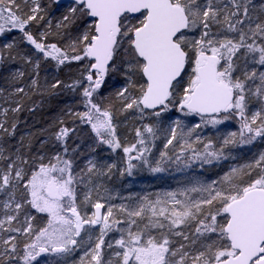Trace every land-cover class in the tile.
<instances>
[{
    "label": "snow or ice",
    "instance_id": "obj_1",
    "mask_svg": "<svg viewBox=\"0 0 264 264\" xmlns=\"http://www.w3.org/2000/svg\"><path fill=\"white\" fill-rule=\"evenodd\" d=\"M44 12L38 0H0V36L19 32L35 51L13 55L12 43L4 50L12 60L34 64V88L41 59L57 70L76 64V79H54L50 87L79 92L83 110L68 115L90 129L95 145L122 148L129 176L132 161L152 173L164 172L166 160L182 171L197 161L203 167L227 160L229 145L264 137V0H74L55 31L49 20L37 39L31 25L39 26ZM24 75L16 71L13 79ZM116 76L122 83L105 96L101 90ZM173 110L198 118L190 127L177 118L163 130L170 133L165 149L179 145L174 160L161 151L152 166L146 153L157 128L151 123L136 128V143L122 146L117 111L144 120ZM226 121L236 122L239 132H228L219 147L197 131ZM60 124L53 135L63 154L32 153L31 140L23 138L15 148L0 145V233L6 234L0 264H68L77 252L73 264H264V153L219 180L193 176L154 199L112 205L101 188L115 165L88 159L77 171L76 150L69 156L67 147L75 129ZM15 129L0 123L9 137Z\"/></svg>",
    "mask_w": 264,
    "mask_h": 264
},
{
    "label": "trees",
    "instance_id": "obj_2",
    "mask_svg": "<svg viewBox=\"0 0 264 264\" xmlns=\"http://www.w3.org/2000/svg\"><path fill=\"white\" fill-rule=\"evenodd\" d=\"M254 2L256 4H260L262 0H254ZM45 5L46 6L44 7L48 10L47 13L45 12V20L41 21L39 26L36 23L31 25V31L37 36V39H39L40 31L48 30L47 21L49 18H51V30L54 32L56 23L64 15L61 13V9H63L65 6L55 4L53 0H45ZM11 36L15 37V40L17 39L16 43L13 44V55H16L17 51H19L21 54H31L35 51L23 40L22 35L19 32L5 33L3 36H0V86L5 88L10 83L14 82L12 76L9 75V73L6 74L7 70L11 69V66L9 65L13 64L12 67L18 66L22 69H26L27 73L30 70V67L34 65H30L28 63L26 64L25 61L19 56H17L15 60H12L8 56V50H4L3 46L5 42H7V39L11 38ZM39 55L40 54H35V57L33 58L34 61L36 57H39ZM38 71V87L34 88L31 85L30 80L34 75V71H30V74H28V77L24 79V82L22 81V86H24L23 88L25 89V92L18 94V97L21 99L19 107L20 111L13 113L11 109H9L5 116V126L11 128V125L15 123L16 129L11 137L0 131V142L2 146L5 148H15L20 144L22 138L25 142H27L28 140H26L24 136L29 134L31 139H33L31 140L32 153L43 152L46 155H51L55 152H61V154H63V146L55 142L53 135L59 129V127L62 126L60 124V120L62 119L64 122L63 126H67L69 129H75V132H70L69 134L67 139V147L69 156L73 155V149L76 150L74 158L75 168L77 171L85 166L88 156H93L98 160V164L106 166L107 164L111 163L115 165L111 171V175L109 177L103 178L102 188H118L123 193H125V195L130 192L128 186L133 188V190L141 189L140 186H138L139 184H137V181H139L140 178L137 177H139L138 175L141 173L145 174V176H148L150 169L143 166L139 161H132L134 165H140L141 167L139 172H133L134 179L128 180V178L125 177V170L121 171L124 173L121 175L119 166L123 163L124 165H127L124 158V153L121 154L122 148L118 149L116 152H112L111 149H104L102 145H95V139L91 134L90 129L86 125H80L78 120H74L68 115V111L70 109L73 111L82 110L83 106L80 103L81 97L79 92L74 93L71 89L64 87L51 89L50 84L54 82V79H59L65 84L71 83L74 79H76L78 77L79 71L76 64H68L63 66L60 70H57L53 62L44 61L41 59L40 68ZM110 81L119 84L122 83V78L116 76ZM110 81L108 85H106V87L101 90L105 96H108V92L111 90L110 88L112 85ZM253 107H255V105ZM134 117L136 116L132 115L131 113L122 115L119 111H117L115 114L114 122L117 124V135L121 143L122 140H126L124 146L134 144L137 141L135 134L127 136L124 135V130L128 126L124 127L123 124H127V122L132 120ZM173 117H177L189 127L198 120V118L184 117L175 110L164 112L159 118L149 117L145 118L144 120L136 118V120H134L135 123L138 124L139 122L142 124V126L146 123H151L157 128V138L154 140H149L148 146L151 148V152L146 153L149 161L152 163V166H155V162L160 159L161 151H167L173 160L175 159L176 154L179 153V145L175 141L173 142V145L169 146L168 149L164 148L166 139L168 137L162 134V129L166 122H168ZM44 131L49 133L46 138H43L42 135ZM197 131H202L200 133L202 139H204L205 142L211 139L214 144L219 147L222 144V137L231 131H236L238 133L239 126L234 121H226L223 126H216V128H213L210 131L205 132L204 129H198ZM41 141H45L43 147L41 146ZM93 146H95V151L92 150ZM197 147L202 148V145H197ZM225 153L229 155V159L227 160L214 162L212 165H203V167H201L200 163L197 161L193 163L190 168H184L182 171L177 170L176 164L166 160L163 164L165 171L161 172L160 181L161 183L164 181H171L174 177L172 175L183 172L189 173L190 175L199 174L205 176L206 180L210 182L212 180H219V178L225 172L229 171L230 167L247 164L257 159L261 153H264V137H258L252 144L229 145L225 148ZM180 167L183 168V165ZM34 223L40 224L41 221L37 220L34 221ZM173 239L180 241L177 237H174ZM81 254L82 253H80V255ZM77 258L78 256L74 258V261H76ZM68 264H73V261L69 262Z\"/></svg>",
    "mask_w": 264,
    "mask_h": 264
},
{
    "label": "rangeland",
    "instance_id": "obj_3",
    "mask_svg": "<svg viewBox=\"0 0 264 264\" xmlns=\"http://www.w3.org/2000/svg\"><path fill=\"white\" fill-rule=\"evenodd\" d=\"M38 2L43 7L45 12L47 13L48 10L44 7V6H46L45 5V0H38ZM66 7L67 6H65V7H63V9H61V13H63L64 15L67 14V8ZM45 12L42 13V14H45ZM50 19L51 18H49L48 21ZM16 41H17V39L15 40V37L11 36L10 39H7V42H5V44L6 43L14 44V43H16ZM9 66H11V69L7 70L6 74L9 73V75L12 76V79H13V74L16 71H22V72L25 73V75L23 77H16L15 80L13 79L14 82L10 83L6 88L0 86V123H4V124L6 123L5 116L7 114V113L4 112V110L5 109L9 110V109H13V108H16V107H20V100L21 99L18 97L19 93L15 92V88H18V87H22L23 88L24 86H22V81L24 82V79L26 77H28V74H30V71L31 72L34 71V65L30 67V70L28 71V73L26 72V69H22L21 67H18V66L17 67H12L13 64H11ZM12 79H10V80H12ZM30 82H31V80H30ZM110 83H111L112 86H111V88H110L111 90H110V92H108V94L115 91V88L113 87V85H118V84H116V83H114L112 81H110ZM82 110H83V107H82ZM136 118L137 117H134L132 120L128 121L127 124H125V123L123 124L124 127L128 126L124 130V133H125L124 135L127 136V135H131V134H135L136 128H138V127L142 128V124L141 123H139V122H138V124L135 123L134 120H136ZM175 119H177V117L171 118L163 126L162 134H164V136H166V137L170 136V133L165 132L163 130L172 127L173 126L172 125V121H174ZM196 122H198V120ZM220 126H223V124L217 125V127H220ZM203 129L206 132V131H210L213 128L212 127H206V128H203ZM199 132H202V131H199ZM42 135H43V138H46V136H48L49 133L44 131V133H42ZM24 137L28 141L29 140H33V139H31V136L29 134H26ZM125 141L126 140H122L123 146L125 145ZM0 145H2L1 142H0ZM102 147H104V149H109V148H107L106 146H103V145H102ZM121 154H123V151L121 152ZM88 159H93L94 161H96L98 163V160L95 159L93 156H88L87 160ZM87 160H86V162H87ZM119 168H120V173H121V171L125 170V172H126V176L125 177L128 178V180L134 179L133 178V172L135 173V172H139L141 170L140 165L139 166L137 165L136 167L133 168L132 175L129 176L127 174V165H124V163H123V164H121L119 166ZM138 176L139 177H137V178H140V180L137 181V184H139L138 186H140L141 189H134L133 190V188H130V186H128V189H130V192L127 195H125V193H123L118 188H113V187H111V188L110 187L101 188V193L105 197H109V196L111 197V199L107 200V203L108 204H112V205L127 204V203H129V198L139 199L142 196H149V197L154 199L155 195L157 193H164V192L169 191V190H176L179 187H181L182 185H186L187 184V178H190V177H193V176L199 178L200 180H202V181H204L206 183L210 182V181L206 180L205 176H202V175H199V174L198 175H194V174L190 175L189 173H185V172L172 175L174 177L172 178L171 181H168V182L164 181L162 183L160 181L161 173H152L150 171V172H148V176H145V174H142V173L140 175H138ZM105 189L107 191H105ZM98 198L99 197L94 193L93 194V199H98ZM0 199H2V197H0ZM0 218H3V212L2 211H0ZM21 219H23V214L21 215ZM88 227L89 226H87V225L85 226L86 229ZM91 231L93 233L97 232L96 229H91ZM4 235H6V234L0 233V236H4ZM82 236H84V239L87 240V235L85 233H82ZM114 236H116V233L110 234L109 238H112ZM177 238H179V237H177ZM179 240H181V238H179ZM80 253L81 252H77L75 255L70 257L69 260H68V263L74 261V258L76 256H78V258H79ZM78 258H77V260H78ZM46 259H50V258L49 257H43V256L40 258L41 261L46 260Z\"/></svg>",
    "mask_w": 264,
    "mask_h": 264
},
{
    "label": "water",
    "instance_id": "obj_4",
    "mask_svg": "<svg viewBox=\"0 0 264 264\" xmlns=\"http://www.w3.org/2000/svg\"><path fill=\"white\" fill-rule=\"evenodd\" d=\"M55 4L60 6H68V4H72L74 0H53Z\"/></svg>",
    "mask_w": 264,
    "mask_h": 264
}]
</instances>
